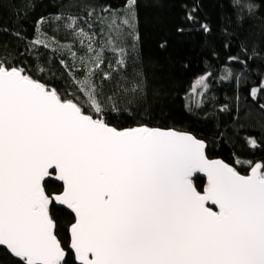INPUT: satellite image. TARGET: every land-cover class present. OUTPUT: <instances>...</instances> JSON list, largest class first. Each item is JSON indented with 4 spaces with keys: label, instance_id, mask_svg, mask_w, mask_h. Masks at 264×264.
<instances>
[{
    "label": "snow or ice",
    "instance_id": "6c2138e0",
    "mask_svg": "<svg viewBox=\"0 0 264 264\" xmlns=\"http://www.w3.org/2000/svg\"><path fill=\"white\" fill-rule=\"evenodd\" d=\"M135 3L127 0L125 15L113 13L108 26L106 43L121 67L126 53L116 43L125 29L134 32ZM68 21L65 27L92 52L94 37L77 29L74 17ZM95 58L99 68L100 52ZM95 74L74 80L93 113L86 114L23 68L0 62V253L12 264H67L50 214L54 201L74 214L76 264H264V164H250L241 175L209 160L204 142L191 134L111 127ZM206 80L200 77L194 89H206ZM53 173L63 191L49 196L44 182ZM197 173L207 179L202 192L193 183Z\"/></svg>",
    "mask_w": 264,
    "mask_h": 264
},
{
    "label": "trees",
    "instance_id": "16d2710c",
    "mask_svg": "<svg viewBox=\"0 0 264 264\" xmlns=\"http://www.w3.org/2000/svg\"><path fill=\"white\" fill-rule=\"evenodd\" d=\"M126 3L0 0V62L23 68L61 97L80 104L86 114L93 113L74 80L95 71L92 80L101 86L104 119L110 126L190 133L206 144L210 159H221L241 175L249 174L250 164H264V0H231L237 18L225 12L223 0H136L134 32L125 29L116 43V49L126 53L121 67L117 51L106 42L113 13L123 17ZM68 17L94 37L92 52L87 40L82 45L65 27ZM96 52L102 60L99 68L94 67ZM105 73L110 79H104ZM206 75L208 87L194 89ZM134 85H139L137 92L131 91ZM200 91L203 96L197 95ZM193 182L202 192L205 180L196 176ZM45 190L51 196L62 188L49 180ZM50 208L67 264H76L69 249L74 218L53 204ZM0 264H12L9 254L0 253Z\"/></svg>",
    "mask_w": 264,
    "mask_h": 264
},
{
    "label": "water",
    "instance_id": "95a60500",
    "mask_svg": "<svg viewBox=\"0 0 264 264\" xmlns=\"http://www.w3.org/2000/svg\"><path fill=\"white\" fill-rule=\"evenodd\" d=\"M41 83V82H40ZM43 84V83H42ZM112 127V126H111ZM149 128V127H148ZM162 130H164V129H162ZM174 131H176V130H174ZM176 132H179V131H176ZM180 133H185V132H180ZM188 134H190V133H188ZM192 135V134H191ZM193 136V135H192ZM194 137V136H193ZM196 138V137H195ZM197 139V138H196ZM199 140V139H198ZM201 141V140H200ZM205 144V143H204ZM206 149H207V146H206V144H205V155H206V157L209 159V160H219V161H221V162H223V163H225L224 161H222L221 159H210L208 156H207V154H206ZM226 164V163H225ZM230 166V165H229ZM232 167V166H231ZM195 175H199V177L200 178H202V179H204L205 181H206V183H207V179H206V177L203 175V173H197V174H195ZM195 175L193 176V178L195 177ZM192 178V179H193ZM49 180H51V181H53V182H55V183H57L58 185H60L61 186V188H62V190H61V192L63 191V185H62V182L61 181H58V180H56L55 179V174L53 173V175L52 176H49V177H46L45 178V182H44V184L47 182V181H49ZM195 186V185H194ZM60 192V193H61ZM60 193H57V194H53V195H51V196H54V195H59ZM53 205H55L56 207H58V208H61V209H64L65 211H67V212H69L72 216H73V218H74V222H75V217H74V214H72L71 213V211L70 210H68L65 206H63V205H57V204H55V202L53 201V203H52ZM213 207V209L215 210V207L214 206H212ZM71 227V226H70ZM70 229V228H69ZM69 237H70V244H71V234H70V231H69ZM69 249H70V251L72 252V250H71V248H70V246H69ZM72 254H73V252H72ZM74 255V254H73Z\"/></svg>",
    "mask_w": 264,
    "mask_h": 264
},
{
    "label": "rangeland",
    "instance_id": "374dc122",
    "mask_svg": "<svg viewBox=\"0 0 264 264\" xmlns=\"http://www.w3.org/2000/svg\"><path fill=\"white\" fill-rule=\"evenodd\" d=\"M247 3L258 2L259 0H243ZM223 8L225 12L232 18H237L239 16V11L234 9L231 5V0H223Z\"/></svg>",
    "mask_w": 264,
    "mask_h": 264
},
{
    "label": "bare ground",
    "instance_id": "6f19581e",
    "mask_svg": "<svg viewBox=\"0 0 264 264\" xmlns=\"http://www.w3.org/2000/svg\"><path fill=\"white\" fill-rule=\"evenodd\" d=\"M196 176H199V175H195V177H196ZM195 177H194V178H195ZM194 178H193V179H194ZM193 183H194V182H193ZM205 183H206V181H205ZM205 185H206V184H205Z\"/></svg>",
    "mask_w": 264,
    "mask_h": 264
}]
</instances>
